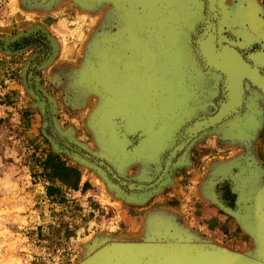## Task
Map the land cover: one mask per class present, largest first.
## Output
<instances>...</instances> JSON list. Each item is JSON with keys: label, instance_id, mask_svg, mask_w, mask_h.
I'll list each match as a JSON object with an SVG mask.
<instances>
[{"label": "rangeland", "instance_id": "rangeland-1", "mask_svg": "<svg viewBox=\"0 0 264 264\" xmlns=\"http://www.w3.org/2000/svg\"><path fill=\"white\" fill-rule=\"evenodd\" d=\"M224 4L233 21L222 33L245 44L244 54L262 50V39L236 18L252 12L264 32V0H224ZM126 10L112 0H0V264H81L107 242L152 240L144 228L145 217L153 211L189 235L188 242L256 258L264 253V242L257 245L253 236L264 238V101L259 96L254 99L262 109L256 117L259 126L247 138L226 127H243L244 120L237 116L222 122L224 127L217 132L201 133L190 148L199 175L175 196L163 195L171 189V181L141 203L126 201L95 168L55 144L45 123L50 102L64 133L93 151L103 149L91 121L99 97L79 72L96 45L123 28L129 15L142 14L141 5L127 4ZM151 25L146 21L142 32L133 33L138 42L125 33V43L105 46L108 66L144 60L142 51L154 48V42L165 36L150 34ZM27 30L31 32L7 44L2 41ZM32 36L47 46L37 52L29 43L13 45ZM35 58L43 62L30 78L28 64ZM149 64L134 63L140 69ZM191 68L177 70L178 107L181 112L187 107L191 115L198 108L199 120L193 124L200 126L207 122L205 111L212 110L205 109L202 99L214 82L200 75L191 78ZM49 154L75 171L67 177L53 176L51 168L43 167ZM155 167L137 161L129 163L124 173L127 178L148 176ZM225 184L234 195L233 206L221 197L219 187ZM49 185L53 189L48 190Z\"/></svg>", "mask_w": 264, "mask_h": 264}, {"label": "water", "instance_id": "water-1", "mask_svg": "<svg viewBox=\"0 0 264 264\" xmlns=\"http://www.w3.org/2000/svg\"><path fill=\"white\" fill-rule=\"evenodd\" d=\"M112 2L123 12L127 11V4L130 7L141 5L142 14L129 15L123 28L96 45L93 56L86 59L79 72L82 82L99 97L91 121L103 149L93 151L64 133L56 122L49 97L45 123L50 127L56 145L67 149L77 161L95 168L126 201L141 203L172 181L175 168L188 164L189 150L201 133L206 130L217 132L224 127L222 122H231L234 116L248 124L246 130L232 124L226 127L234 128L244 138L258 128L259 119L256 117L259 118L262 109L254 99L259 96L264 101V32L258 22L257 30L249 26L248 15L236 18L263 43L262 50L244 54L245 44L222 33L233 21L227 16L224 0ZM146 21L152 24L150 34L159 38L165 34L164 39L155 41L154 48L142 51L144 60L119 61L120 67L108 66L107 59L103 58L108 56L105 46L125 43V33L138 42L133 33L142 32ZM163 22H168L165 29L162 28ZM30 32L27 30L2 41L7 44ZM37 60L35 58L28 64L30 78H35L32 70L43 62ZM141 61L150 64L143 69L134 65ZM183 66L192 67L191 78L200 75L213 79V88L205 92L202 99L207 103L205 109L212 107L204 125L193 124L199 118L198 108L191 115L186 107L182 112L178 107V89L174 87L179 80L177 70ZM34 90L41 94L37 86ZM43 104L46 106L47 101ZM137 161L154 163V174L127 178L125 167ZM145 219L144 231L152 240L107 242L81 264H264V253L256 258L226 248L188 242L189 235L185 237L186 233L164 218L160 220L157 212L148 213ZM253 236L257 245L264 242L258 233Z\"/></svg>", "mask_w": 264, "mask_h": 264}, {"label": "crops", "instance_id": "crops-1", "mask_svg": "<svg viewBox=\"0 0 264 264\" xmlns=\"http://www.w3.org/2000/svg\"><path fill=\"white\" fill-rule=\"evenodd\" d=\"M179 95V92H178ZM196 143H194L193 145L195 146ZM192 150H189V153L187 155V160H188V164L185 165L184 169H176L172 172L171 175V179H172V187L171 189H167L163 195L166 194H172V195H176L178 194H182V190H184L185 188L191 187V184L194 183V181L196 180V176H198L199 174H197L195 168V161H194V155H192ZM133 218V216H130Z\"/></svg>", "mask_w": 264, "mask_h": 264}, {"label": "flooded vegetation", "instance_id": "flooded-vegetation-1", "mask_svg": "<svg viewBox=\"0 0 264 264\" xmlns=\"http://www.w3.org/2000/svg\"><path fill=\"white\" fill-rule=\"evenodd\" d=\"M248 20H250L249 21V26L250 27H254V29L255 30H257V24H256V22H257V17L254 15V13H250V15H248ZM30 38V39H29ZM38 37H35V39H37ZM27 40V41H26ZM30 40V41H29ZM32 44L33 46H36L37 48H38V50H37V52H40V51H42V48H44L45 46H47V44L44 42V41H42V42H40V41H36V40H34L33 39V36L32 37H28V38H22L21 39V41H19V42H16V43H14L13 45H17V46H19V47H21V46H24V45H26V44ZM47 48V47H46ZM46 52H48V50H46ZM45 58V56H43V55H41V58ZM176 90L178 89L176 86L174 87ZM153 94V93H152ZM179 100V99H178ZM179 102V101H178ZM177 102V103H178ZM183 102V101H182ZM181 102V103H182ZM174 104H175V102H174ZM205 105L207 104V103H204ZM186 109H187V107H186ZM168 113V112H167ZM197 113H199V111H197ZM164 114V113H163ZM210 114V111H206L205 112V114H204V116H207V115H209ZM160 118H162V116L160 117ZM198 119V118H197ZM248 124H244L243 125V127H241V128H239L240 130H246V126H247ZM220 191H221V197L223 198V200L225 201V203L226 204H228V205H231V206H233V204H234V195L233 194H231L230 193V190H229V187H228V185L227 184H225V185H221L220 187Z\"/></svg>", "mask_w": 264, "mask_h": 264}, {"label": "trees", "instance_id": "trees-1", "mask_svg": "<svg viewBox=\"0 0 264 264\" xmlns=\"http://www.w3.org/2000/svg\"><path fill=\"white\" fill-rule=\"evenodd\" d=\"M43 167L46 168H51L53 176L57 177H67L68 175L70 176V173L73 170V168L67 166L65 162H63L61 159H59L57 156L54 154H49L47 158L43 162ZM48 190L53 189V186L49 185L47 186ZM51 194V192L49 193Z\"/></svg>", "mask_w": 264, "mask_h": 264}]
</instances>
